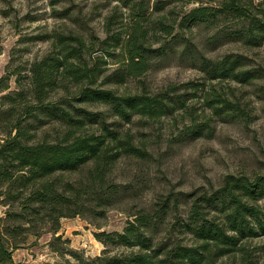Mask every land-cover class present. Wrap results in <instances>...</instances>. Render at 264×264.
I'll list each match as a JSON object with an SVG mask.
<instances>
[{
	"label": "trees",
	"instance_id": "obj_1",
	"mask_svg": "<svg viewBox=\"0 0 264 264\" xmlns=\"http://www.w3.org/2000/svg\"><path fill=\"white\" fill-rule=\"evenodd\" d=\"M142 10L125 39L104 40V45L112 40V47L120 49L121 66L104 77L103 85L122 87L148 75L155 60L179 53L210 79L231 80V102L220 96L207 100L216 115L231 124H251L256 108L245 104L238 92L252 89L251 94L264 101V68H255L244 53L221 60L197 55L183 32L212 28L221 20L231 24L232 43L248 50L264 48V0L197 5L171 24L161 20L158 29L182 41L178 51L175 45L154 47L155 35L144 26ZM56 48L58 56L31 64L27 91H9V76L0 82V91H8L0 98V201L6 207L0 217V264H19L14 253L30 237L45 233L62 244H50L61 259L53 264H258L253 243L264 239V175H230L219 188L161 194L151 204L125 210V203L136 202L139 188L115 180L117 164L124 158L148 162L152 154L130 133L121 138L110 130L105 113L90 108L97 103L128 122L134 117L157 122L187 112L186 101L171 94L177 88L158 94L145 87L138 93L95 88L101 75L89 67L91 46L84 38L68 36ZM55 91L66 95L50 101ZM190 117L196 123L192 112ZM51 122L64 132L53 139L48 133L40 136V129ZM95 126L98 130L93 131ZM185 130L181 139L204 128L196 123ZM113 209L128 211L131 219L121 232L94 233L105 247L99 256L87 257L59 235L64 219H86L101 229L98 221H105Z\"/></svg>",
	"mask_w": 264,
	"mask_h": 264
},
{
	"label": "rangeland",
	"instance_id": "obj_2",
	"mask_svg": "<svg viewBox=\"0 0 264 264\" xmlns=\"http://www.w3.org/2000/svg\"><path fill=\"white\" fill-rule=\"evenodd\" d=\"M221 1L0 0V82L9 76V91L22 88L27 91L31 64L47 56H58L56 47L59 41L79 35L91 46V55H86L89 67L96 68L101 75L94 84L95 88L138 93L145 87L153 94L177 88L171 94L182 96L188 111L177 112L157 122L141 117H134L128 122L97 103L90 108L93 112L105 113L110 130L118 132L121 138L130 133L137 145L145 142L152 154L148 162L124 158L117 164L115 180L123 185L133 183L139 188L136 202L125 203V210L129 211L136 205L151 204L161 194L205 192L212 187L219 188L230 175H264V101L251 94L252 89L244 90L243 94L238 92L245 104L256 108L253 122L244 125L231 124V120L216 115L207 106V100L216 96L231 102V80L210 79L192 60L181 58L179 53L171 54L165 60H155L148 75L138 80L132 79L122 87L103 85L104 77L121 66L118 64L120 49L112 47L115 44L112 40L109 41L110 45L103 42L115 36L125 39L138 20L139 8L146 14L144 26L151 30V35H155L151 39L154 47L175 45L178 51L184 46L182 41L176 35L169 36L160 31L158 23L163 20L171 24L184 11L197 5L209 6ZM125 4H130V8ZM183 35L191 40V48L197 55L205 54L208 58L221 60L231 54L244 53L253 60L255 68H264V48L248 50L232 43L231 24L220 20L212 28L203 26L193 32L185 31ZM7 93L0 91V98ZM65 95L63 91L51 92L50 101ZM191 112L196 116L198 126L204 130L199 135L181 139L185 127L196 125L191 122ZM92 130H98V126ZM62 132L64 127L51 122L47 128L40 129L39 135L48 133L53 139ZM128 211L111 210L105 221H98L102 224L101 229L95 226L97 223L86 219H64L59 235L70 239L72 248L84 251L87 257L99 256L105 247L94 233L123 231L131 219ZM5 212L6 207L0 201V217ZM53 238L49 233L39 238L30 237L29 242L14 253L15 261L19 264H53L61 261L50 244H62L54 242ZM254 247L258 264H264V239L255 241Z\"/></svg>",
	"mask_w": 264,
	"mask_h": 264
}]
</instances>
